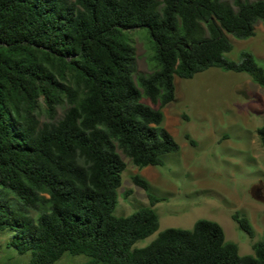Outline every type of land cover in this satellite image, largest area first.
I'll return each instance as SVG.
<instances>
[{
	"label": "trees",
	"instance_id": "16d2710c",
	"mask_svg": "<svg viewBox=\"0 0 264 264\" xmlns=\"http://www.w3.org/2000/svg\"><path fill=\"white\" fill-rule=\"evenodd\" d=\"M259 22L264 0H0V194L8 189L23 203L8 207L0 197V234L11 229L10 244L31 252L30 264H55L67 251L89 255L87 264H264V239L241 255L209 219L135 247L159 229L154 206L163 200L140 174L133 181L151 206L114 213L122 154L143 168L180 150L163 124L176 76L219 67L247 72L264 89L254 53L226 56L229 36L253 37ZM136 28L153 38L150 74L137 73L135 47L124 36ZM258 133L264 145V126ZM233 218L255 236L247 217Z\"/></svg>",
	"mask_w": 264,
	"mask_h": 264
},
{
	"label": "rangeland",
	"instance_id": "374dc122",
	"mask_svg": "<svg viewBox=\"0 0 264 264\" xmlns=\"http://www.w3.org/2000/svg\"><path fill=\"white\" fill-rule=\"evenodd\" d=\"M124 36L135 47L137 73H152L156 61L152 59L153 38L148 29L125 30ZM229 37L233 44L226 53L229 59L240 61L243 51H251L264 67V22L257 23L253 37ZM175 84L176 99L163 108V124L180 150L165 154L163 165L143 168L122 154L127 167L122 173L114 213L128 216L151 206L147 192L133 181V176L140 174L150 181L152 193L163 200L154 206L160 218L159 229L139 240L135 247L148 245L169 227L192 229L197 220L209 219L222 225L226 240L237 243L241 255L254 254L253 245L264 239V145L258 133L264 126V89L247 72L219 67L199 72L193 78L176 76ZM143 101L159 107L147 97ZM63 114L64 109L58 108L57 119ZM40 120H49L45 112ZM187 134L196 141L195 145ZM129 191L131 194L126 196ZM0 197L8 207L23 206L22 200L8 189ZM235 213L250 220L254 237L239 226L233 218ZM30 214L38 217L35 210ZM13 235L11 229L0 234V264H30L31 252L22 254L10 244ZM90 260L89 255L67 251L55 264H87Z\"/></svg>",
	"mask_w": 264,
	"mask_h": 264
}]
</instances>
